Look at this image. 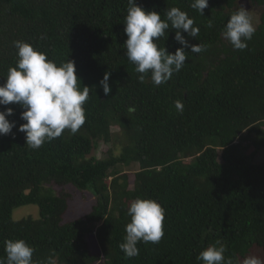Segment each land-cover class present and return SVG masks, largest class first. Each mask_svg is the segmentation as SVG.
<instances>
[{
	"label": "trees",
	"instance_id": "16d2710c",
	"mask_svg": "<svg viewBox=\"0 0 264 264\" xmlns=\"http://www.w3.org/2000/svg\"><path fill=\"white\" fill-rule=\"evenodd\" d=\"M251 1L261 18L240 51L221 36L239 0H208L203 15L194 0H136L162 19L171 7L187 12L200 32L182 35L190 45H207L198 54L185 48L183 69L154 86L150 74L138 80L125 55L127 0H0V85L16 65L13 41L21 40L57 64L74 61L78 83L90 89L81 129L38 150L18 130L24 109L0 105L13 109L7 119L16 125L0 136V257L6 259V240L23 239L34 249L33 264H203L196 257L210 245H223L233 264L250 255L264 260V161H254L264 148V0ZM167 31L156 43L174 54L183 46ZM106 72L107 96L100 85ZM113 127L123 139L120 153L110 148L95 157L101 142L112 143ZM132 164L139 169L130 180L121 166ZM70 185L97 201L83 217L65 220ZM138 197L164 208L165 235L159 244L139 243V256L127 258L119 245ZM24 205L38 206V217L15 219Z\"/></svg>",
	"mask_w": 264,
	"mask_h": 264
},
{
	"label": "clouds",
	"instance_id": "9594fccd",
	"mask_svg": "<svg viewBox=\"0 0 264 264\" xmlns=\"http://www.w3.org/2000/svg\"><path fill=\"white\" fill-rule=\"evenodd\" d=\"M127 3L124 20L127 39L123 46L141 83L149 74L154 86L167 83L185 66L188 58L185 48L190 47L191 52L197 54L207 51L206 44L190 45L182 35L187 33L188 37L196 39L200 32L187 12L171 7L162 19L160 13L146 11L136 0H127ZM191 7L203 15L208 0H194ZM170 27L175 30V41L183 46L174 54L156 43L166 32L168 34ZM255 32L249 11L241 7L231 14L221 36L234 50L242 51ZM13 46L17 50V61L14 67H9L6 80L0 85V105L16 103L24 109L21 119L26 123L18 130L25 134L26 146L38 150L46 142L59 138L65 130L75 135L86 122L84 105L90 89L78 83L74 61L67 59L57 64L47 57V53L21 40L13 41ZM109 77L110 73L106 72L100 81L106 96L111 92ZM174 106L178 113L183 112L182 101L176 100ZM12 114V108L0 111V136L10 134L16 126L7 119ZM127 215L130 222L125 226L126 234L119 247L127 258H133L140 254L139 243H160L165 235V210L156 200L138 197L130 203ZM225 252L223 245H210L196 259L203 264H233L231 259H225ZM5 253L6 259L0 257V264H33L34 249L23 239L6 240ZM242 264H264V260L250 255L243 258Z\"/></svg>",
	"mask_w": 264,
	"mask_h": 264
},
{
	"label": "rangeland",
	"instance_id": "374dc122",
	"mask_svg": "<svg viewBox=\"0 0 264 264\" xmlns=\"http://www.w3.org/2000/svg\"><path fill=\"white\" fill-rule=\"evenodd\" d=\"M248 4L251 5V9L249 10V15L252 19V23L254 26H257L260 22L261 18V12L262 8L261 6H256L253 7L254 4L251 0H249ZM223 42L225 45L232 50H234L231 46L230 43H228L225 39H223ZM112 130L116 132V135L113 138L112 143L110 144H105L101 142L93 151V155L97 158H105L108 156V150L112 148L116 154H119L121 149H122V142L123 139L121 138V134H119V129L117 127H113ZM263 132H264V127H263ZM245 135V134H244ZM255 134L252 133L250 136H254ZM264 137V133H263ZM254 138V137H253ZM247 144H250L251 141H246ZM244 145H247V144ZM252 145V144H250ZM248 145L246 147V152H252L253 151V146ZM117 149H119V152L117 153ZM255 162L261 163L264 161V148L259 152V154L255 157ZM121 168L124 170V172H127L130 174V180L134 178V173L136 170H138V165L137 164H132L130 166H121ZM67 190L73 192V198L70 200L69 203V210L65 215V220H74L77 218L83 217L85 214H87L93 207V205L96 203L97 198L95 195H93L90 192H83L75 189L72 185L66 187ZM54 189L59 192V189L57 187H54ZM39 215V208L36 205H24L16 208L13 212V217L15 219H21V218H26L29 216L32 217H38ZM88 239L91 243V247L94 252L100 253L101 252V247L97 239L96 233H91L88 235ZM98 264H105V262L102 260Z\"/></svg>",
	"mask_w": 264,
	"mask_h": 264
},
{
	"label": "water",
	"instance_id": "95a60500",
	"mask_svg": "<svg viewBox=\"0 0 264 264\" xmlns=\"http://www.w3.org/2000/svg\"><path fill=\"white\" fill-rule=\"evenodd\" d=\"M249 0H239V4L244 7L246 10L251 9V5L248 4Z\"/></svg>",
	"mask_w": 264,
	"mask_h": 264
}]
</instances>
